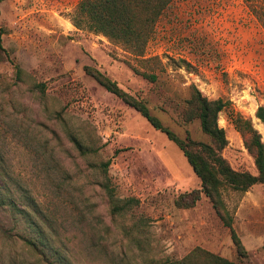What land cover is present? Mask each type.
Masks as SVG:
<instances>
[{
    "label": "rangeland",
    "instance_id": "1",
    "mask_svg": "<svg viewBox=\"0 0 264 264\" xmlns=\"http://www.w3.org/2000/svg\"><path fill=\"white\" fill-rule=\"evenodd\" d=\"M81 1L0 4V198L18 208L0 204V264H152L197 247L235 264H264V185L224 194L248 251L241 259L206 196L194 208L176 206L201 187L180 148L84 71L100 69L180 139L210 143L199 120L184 119L192 85L224 99L222 155L257 174L234 120L251 119L264 142L256 118L264 106V0H176L143 58L77 29ZM107 161L120 204L130 202L119 215L101 187Z\"/></svg>",
    "mask_w": 264,
    "mask_h": 264
},
{
    "label": "trees",
    "instance_id": "2",
    "mask_svg": "<svg viewBox=\"0 0 264 264\" xmlns=\"http://www.w3.org/2000/svg\"><path fill=\"white\" fill-rule=\"evenodd\" d=\"M5 0H0V4ZM176 0H82L72 18L77 29L87 30L96 35L106 37L113 44L119 45L123 50L136 58H143L149 41L154 36L156 25L162 16L171 8ZM3 29L0 27V51L2 46ZM18 79H22L24 71L12 61ZM85 73L92 77L100 86L121 99L126 105L136 110L156 130L165 133L183 152L194 173L201 181L200 189L180 195L176 206L183 209L194 208L206 196L214 210L230 230L233 244L239 258H246L248 251L234 229V216L228 209L224 194L228 190L235 193H246L255 185H264V142L259 132L254 128L251 119L235 118V123L244 138L248 151L255 160L257 174L247 171H237L223 157L222 151L228 145L225 130L219 126L220 114L228 108L229 102L224 99L212 100L205 96L195 85L191 86V96L187 101L184 113L185 122L199 120L202 132L210 138V143L198 142L191 137L180 139L162 122L154 117L148 104L122 89L119 84L108 77L104 72L94 66H85ZM135 71L152 82L157 81L154 73ZM39 88L41 87L38 86ZM256 118L264 125V106L256 112ZM79 149L82 148L77 144ZM110 161L103 162L100 168L104 180L101 187L108 197L111 213L119 215L129 208V201L120 204L117 191L109 178L108 169ZM0 204L13 206L18 209L12 200L0 198ZM34 204V202H33ZM26 206L31 207L32 204ZM20 212L26 213L20 209ZM34 250L45 253L33 241H26ZM152 264H235L217 254L206 251L200 247L192 250L182 259H164Z\"/></svg>",
    "mask_w": 264,
    "mask_h": 264
}]
</instances>
